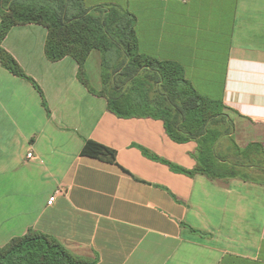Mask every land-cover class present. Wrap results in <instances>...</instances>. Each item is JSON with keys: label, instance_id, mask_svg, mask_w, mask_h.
I'll use <instances>...</instances> for the list:
<instances>
[{"label": "crops", "instance_id": "0c3cea01", "mask_svg": "<svg viewBox=\"0 0 264 264\" xmlns=\"http://www.w3.org/2000/svg\"><path fill=\"white\" fill-rule=\"evenodd\" d=\"M83 4L133 16L140 55L181 67L199 95L264 139V0ZM46 35L21 25L2 43L46 108L0 65V247L33 230L96 264H264V181L189 176L194 141L174 142L142 113L112 114L94 94L101 54L85 63L92 93L72 58H46ZM86 141L114 151L115 163L81 156Z\"/></svg>", "mask_w": 264, "mask_h": 264}, {"label": "trees", "instance_id": "16d2710c", "mask_svg": "<svg viewBox=\"0 0 264 264\" xmlns=\"http://www.w3.org/2000/svg\"><path fill=\"white\" fill-rule=\"evenodd\" d=\"M134 23V17L117 6L86 7L83 0H0V65L30 82L46 108L37 84L2 48L12 28L42 26L47 32L46 58L53 63L72 58L78 65V79L92 93L85 63L91 52L101 54L102 89L94 94L106 98L112 114L126 118L142 113L162 121L174 142L197 144V165L185 171L189 176L264 181V165L253 162L263 146L251 143L241 150L232 143L227 152L219 151L221 141L231 136L228 109L199 95L178 65L140 55ZM81 156L115 163L114 151L92 141L84 143ZM96 263L97 259L76 255L59 240L33 230L0 247V264Z\"/></svg>", "mask_w": 264, "mask_h": 264}, {"label": "rangeland", "instance_id": "374dc122", "mask_svg": "<svg viewBox=\"0 0 264 264\" xmlns=\"http://www.w3.org/2000/svg\"><path fill=\"white\" fill-rule=\"evenodd\" d=\"M154 95L153 92H151L150 96ZM229 116L230 122L229 124V129H231V136L228 138H225L221 141V143L218 146V150L225 153L229 148H232V143H234L235 146H237L239 149H244L246 145L248 144H259L262 145V152L261 155H256L255 154V159H253V162L260 163L257 164L258 166L264 165V139H257L256 134L254 133L255 130L253 128H246L245 126L242 125L241 122L238 121L237 118H235L234 115H232L229 112H226ZM253 131V132H251ZM260 134L261 130H257ZM257 133V132H256ZM230 156H232L233 151H231Z\"/></svg>", "mask_w": 264, "mask_h": 264}, {"label": "built area", "instance_id": "2783aa9c", "mask_svg": "<svg viewBox=\"0 0 264 264\" xmlns=\"http://www.w3.org/2000/svg\"><path fill=\"white\" fill-rule=\"evenodd\" d=\"M27 158L31 159V158H32V155L29 154V155L27 156ZM54 200H55V195H53L52 197L49 198V200H48V202H47V205H49V206L52 205V203L54 202Z\"/></svg>", "mask_w": 264, "mask_h": 264}]
</instances>
